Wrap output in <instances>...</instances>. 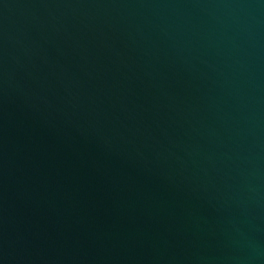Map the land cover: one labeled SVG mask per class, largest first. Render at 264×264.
Listing matches in <instances>:
<instances>
[{
	"label": "water",
	"instance_id": "obj_1",
	"mask_svg": "<svg viewBox=\"0 0 264 264\" xmlns=\"http://www.w3.org/2000/svg\"><path fill=\"white\" fill-rule=\"evenodd\" d=\"M0 264H264V0H0Z\"/></svg>",
	"mask_w": 264,
	"mask_h": 264
}]
</instances>
